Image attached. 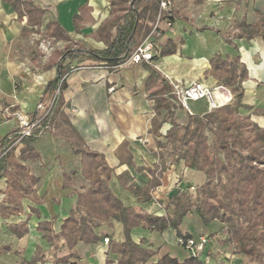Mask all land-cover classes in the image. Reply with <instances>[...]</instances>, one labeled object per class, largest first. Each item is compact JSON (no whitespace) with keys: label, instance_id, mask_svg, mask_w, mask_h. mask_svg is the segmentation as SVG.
I'll list each match as a JSON object with an SVG mask.
<instances>
[{"label":"trees","instance_id":"16d2710c","mask_svg":"<svg viewBox=\"0 0 264 264\" xmlns=\"http://www.w3.org/2000/svg\"><path fill=\"white\" fill-rule=\"evenodd\" d=\"M3 1L12 6L20 21L26 19L21 32L23 38L42 34L45 9L32 0ZM110 4L113 17L105 21L98 31L106 47L84 49L67 46L61 50L60 60L56 63L57 76L47 84L41 100L46 104L54 99L50 112L46 116L34 113L31 117L36 122L35 127L17 144L20 129L0 140V181L7 180V196L11 198L9 203H0V216L6 220L20 217L24 213L23 199L37 201L34 195L40 177L32 172L30 164L40 161L35 144L43 135L54 131L56 136L68 143L75 156L71 164L75 169L64 174L63 188L72 187L79 175L83 181L80 190L75 192L76 202L62 222L60 231L55 230L52 220L40 221L36 227L42 239L55 250L61 241L68 250L66 256H55L54 264H71V259L79 258L76 251L79 243L95 245L103 242L104 237L98 229L104 224L113 227L112 222L122 226L121 241L108 237V252L119 257L118 264H219L208 245L201 256L188 254L185 259L179 260L165 254L153 262L158 252L146 246L144 240L137 243L133 239L132 232L138 228L159 235L172 229L176 232L177 241L197 239L192 232L183 230L186 218L191 214L195 215L203 229H209L217 222L223 224L226 238L222 242L225 245L236 247L237 252L250 262L264 264V128L252 120L253 116L263 117L264 109L244 103L243 83L249 80V73L239 56L224 58L215 54L207 72L219 86L230 91L231 101L203 115L187 113L181 120L177 112L184 108L175 102L171 83L157 70L154 64L156 58L144 63L150 72L148 98L154 101L155 114L149 132L159 148V162L152 166L137 165L125 141L117 155L119 167L126 166L127 170L116 175V168L110 167L103 154L90 150L73 128L65 112L64 98L67 77L80 67L72 65L75 62L87 63V66L114 70L130 58L157 22V0H111ZM86 10L87 6L81 7V15ZM257 15L264 19L260 11ZM81 21L82 16L74 17L77 33L80 32ZM237 27L242 31L238 39L252 40L264 36L262 20L253 24L243 21ZM43 34L55 40L70 41L68 33L56 21L47 23ZM177 49V45L168 40L160 57L174 55ZM166 123L170 128L163 136L161 130ZM160 137L164 141L159 140ZM19 145L22 148L16 157ZM167 162H183L185 168L203 173L206 182L201 187H194L193 194L190 190L171 194L163 215L134 211L110 187L115 177L121 187L134 196L138 206H144L153 201L154 193L162 186ZM32 213L39 215L36 209ZM28 225L29 218L8 225V230L17 238H23L29 233ZM11 251V246H0V255ZM15 254L21 258L19 264H46L48 261L41 246L36 248L30 260L18 251ZM207 257L210 262L206 261Z\"/></svg>","mask_w":264,"mask_h":264},{"label":"crops","instance_id":"0c3cea01","mask_svg":"<svg viewBox=\"0 0 264 264\" xmlns=\"http://www.w3.org/2000/svg\"><path fill=\"white\" fill-rule=\"evenodd\" d=\"M32 1L46 10L40 35L44 36L47 23L56 21L68 33L70 41L75 44L74 47L84 49L106 47L98 31L105 21L113 17L111 0ZM251 2L254 5H252L253 10H221V0H176L173 19H171L172 27L163 24L162 34L157 38L160 46L159 54L154 61L157 70L170 83L174 82L182 86L202 83L208 89L215 91L213 97L219 105L223 102L227 104L232 99L230 91L219 86L215 79L207 75V72L215 54H221L224 58L239 56L249 73V80L243 83L244 103L264 109V36H257L252 40L237 38L242 34L237 27L239 23L246 21L248 24H253L261 21L257 11L264 15V0H251ZM235 4H238V1H235ZM84 6H87L88 10L81 15V7ZM77 15L82 16L78 33L74 23V17ZM25 23L26 19L20 21L9 3L0 0V140L19 129L16 113L27 116L36 113L37 104L41 102L47 84L57 76L56 63L60 60L61 50L58 60L49 64L51 66L41 69L39 73L32 71L35 59L32 50L27 46V41L32 36L29 38L21 36ZM168 40L177 45V53L160 57L163 46ZM56 41L66 43L61 40ZM78 65L79 69L66 79L65 112L86 146L92 151L103 154L110 167L116 168V175L127 170L126 166L119 167L120 160L117 155L120 145L125 141L137 165L152 166L158 163L159 148L149 132L155 114L154 101L148 98L147 82L150 72L147 65L142 63L109 70L75 62L72 67ZM191 106L193 114L203 115L211 111L207 100L194 102ZM187 113L185 109L178 111V119L185 118ZM252 120L264 128V116H253ZM169 128L168 123L164 124L161 130L163 136ZM159 140L164 141V138L160 137ZM21 148L22 145L17 147L16 157ZM35 150L40 156V161L30 166L32 172L40 177L35 187L34 197L37 201L31 198L23 199L21 202L24 213L20 217L6 220L0 216V246L12 248L11 252L0 255V264H19L21 258L15 254L16 251L30 260L38 246L45 251L48 260L46 264H54L55 256L61 258L68 254L67 248L63 247V241L55 250L42 239L36 227L40 221L52 220L55 223V230L60 231L62 222L69 216L76 202L75 192L80 190L83 181L79 175L75 178L72 187L63 188L64 174L75 169V166L71 165L75 156L68 143L56 136L54 131L43 135L35 144ZM178 166L189 174L193 179L192 182L195 181L194 184L206 178L201 172L185 168L183 162ZM176 174H179L176 164L167 167L162 186L154 193L153 201L135 207V211L163 215L162 212L165 213L166 209L162 211L161 208L167 207L163 199L169 200V196L173 194L175 182L172 184L171 179ZM117 183L114 177L110 182L111 189L121 200L128 198L129 192ZM7 188V180L0 181V203L11 201L7 196ZM165 189L164 196L162 191ZM155 194H160L159 202L155 199ZM33 209H36L39 215L32 213ZM28 218L29 233L25 237L17 238L9 232L8 225L26 221ZM112 223L113 227L104 224L98 229V233L104 239H108L109 236L115 239L118 225L116 222ZM132 236L135 242L144 240L146 246L158 252L153 262L165 254L179 260L188 256V253L177 244V235L172 229L159 235L138 228L133 230ZM171 246H178L182 251L174 250ZM76 251L79 258L71 259V264H107V261H110L109 264H118L119 257L108 252V243L104 241L95 245L79 243Z\"/></svg>","mask_w":264,"mask_h":264},{"label":"rangeland","instance_id":"374dc122","mask_svg":"<svg viewBox=\"0 0 264 264\" xmlns=\"http://www.w3.org/2000/svg\"><path fill=\"white\" fill-rule=\"evenodd\" d=\"M200 1H203V0H200ZM235 1H238V4H235ZM175 5H176V0H174V6ZM252 5L253 4L251 0H221V10H234V9L253 10L254 7H252ZM258 6H261V5L258 4ZM111 10H113L112 6H111ZM262 21L264 23V19H262ZM27 46H29V48L32 50V55L34 56V59H35L33 62L34 68H32V71L39 73L41 69L48 68L49 66H51L49 64L58 60L60 50H62L64 47H67V46L74 47L75 44L71 41L63 43V42L56 41L55 39H52V38H47L45 35L43 36V35L35 34L27 41ZM43 60L47 62L44 63L42 62ZM167 165L169 167L172 164L167 162ZM176 167L180 175L176 174V176L172 177L171 179L173 180L172 184H174L175 182V188H174L173 193H176L181 190H190L189 192L193 194L195 191L194 189L190 188L191 186H193V188L194 187L198 188V187H201L206 182V178H205L204 181L202 182L198 181L196 184H194L195 181L192 182L193 179L189 177V174L185 172L181 166H178V164H176ZM118 186L120 185L118 184ZM165 192H166V189L162 191L163 194ZM160 198H161L160 194H155V199L158 202ZM122 201L125 204L131 206L134 211H135V207L139 205L134 200V196L132 194H130L128 198H123ZM163 201H165L166 206H168L169 204L168 198L163 199ZM166 208L167 207H163L161 209L162 211L163 210L165 211ZM162 214H165V213L162 212ZM117 225H118V229L115 230L114 238L118 240V239L123 238V233H122V226L118 223ZM222 228H223V224H220L217 222V223L212 224L211 228L203 229L201 228L198 219L193 214L189 215L186 218L185 224L183 226V230L192 232L195 237L199 238L200 236H205L209 238V242L207 245H208V248H210V250L212 251V255L214 256L217 263L219 264H257L255 262H250L246 257L239 254L237 252L236 247H234L233 245H230V244L225 245L222 242L226 238V235L224 234V231L222 230ZM171 247L174 250H177L179 252L182 251V249L178 246H171Z\"/></svg>","mask_w":264,"mask_h":264},{"label":"built area","instance_id":"2783aa9c","mask_svg":"<svg viewBox=\"0 0 264 264\" xmlns=\"http://www.w3.org/2000/svg\"><path fill=\"white\" fill-rule=\"evenodd\" d=\"M159 3V14L157 22L154 25L153 31L146 38V40L133 52L130 58L117 66L116 68H125L131 65L150 63L156 56H158L160 51V46L158 45L157 38L162 34L161 26L166 24L167 27H172L171 17L174 10V0H157ZM173 87V94L175 96V102L184 108L189 114H193L191 111V104L198 102L200 100H207L210 109H214L224 105V102L219 105L214 100L213 90L208 89L202 83H194L188 86H182L174 82L171 83ZM54 104V99L48 101L44 104L42 101L37 104L36 112L41 116H46ZM19 122V129L21 134L16 144L20 142L23 138L30 135L31 131L36 125V122L32 120L31 116H27L21 113L15 114ZM194 189V188H192ZM108 243V239L104 240ZM209 242V239L205 236H200L198 239H190L185 242L182 239L177 241V244L184 247L187 253L191 256H201L205 251V248ZM210 258L207 257L206 261L210 262Z\"/></svg>","mask_w":264,"mask_h":264}]
</instances>
